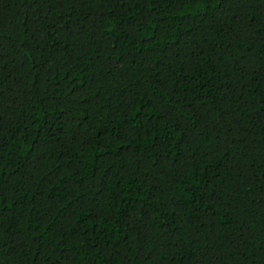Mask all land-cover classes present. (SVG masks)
<instances>
[{
    "label": "trees",
    "instance_id": "trees-1",
    "mask_svg": "<svg viewBox=\"0 0 264 264\" xmlns=\"http://www.w3.org/2000/svg\"><path fill=\"white\" fill-rule=\"evenodd\" d=\"M0 264H264V0H0Z\"/></svg>",
    "mask_w": 264,
    "mask_h": 264
}]
</instances>
